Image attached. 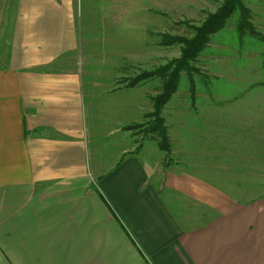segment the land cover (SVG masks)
<instances>
[{"label":"crops","instance_id":"obj_1","mask_svg":"<svg viewBox=\"0 0 264 264\" xmlns=\"http://www.w3.org/2000/svg\"><path fill=\"white\" fill-rule=\"evenodd\" d=\"M77 11L0 0V264H264L260 101L173 112L164 162L124 128L154 87L118 84L101 45L84 69Z\"/></svg>","mask_w":264,"mask_h":264},{"label":"rangeland","instance_id":"obj_2","mask_svg":"<svg viewBox=\"0 0 264 264\" xmlns=\"http://www.w3.org/2000/svg\"><path fill=\"white\" fill-rule=\"evenodd\" d=\"M75 1L78 2L76 28L84 48L83 54L86 55L82 57V67L87 69L96 65V57L88 54L101 45L104 51H97L95 55L99 57L113 55L105 62L119 70L121 74L117 77V83L125 86L142 71L152 70L178 56L179 44H160V35L168 33L191 36L193 27L223 0ZM242 4L248 10L247 21L252 31L244 28L240 32L237 27L238 12H232L222 28L210 35L206 46L191 62L195 67V71L192 72L194 91L192 107L189 105V82L186 74L181 72L175 94L165 105L163 123L167 120L168 123H165L172 127L173 112L188 113L191 108L196 112V106L199 107L198 112H203L199 105L194 104H202L206 100V95H210L217 104L232 105L238 103L239 99L254 100L256 103L260 101L261 112L264 113V0H242ZM109 31L112 36L107 40L85 41L89 34H108ZM108 48L112 52L109 53ZM86 78L89 77L84 75L85 85L88 80ZM139 82H145L144 86L147 89L153 86L154 90L157 89L158 92L160 90L161 79L156 76L137 83ZM153 89L151 92L154 96L158 92ZM84 92L85 99L88 100L89 92L86 87ZM151 110L152 106L148 112ZM148 112L143 114L141 126L133 129H140L138 139L142 141L149 136L158 140L155 133L142 131L151 121L150 117H145ZM93 141V134L90 132L88 148L92 149ZM170 159L169 154H165L164 162Z\"/></svg>","mask_w":264,"mask_h":264},{"label":"trees","instance_id":"obj_3","mask_svg":"<svg viewBox=\"0 0 264 264\" xmlns=\"http://www.w3.org/2000/svg\"><path fill=\"white\" fill-rule=\"evenodd\" d=\"M234 11L238 12L239 20L237 27L240 32H242L244 28L252 31L251 25L247 21L248 10L243 6L242 0H223L212 12H208L197 26L193 27V34L191 36L185 37L168 33L160 35V44H179L178 56L165 61V63L158 65L152 70L142 71L132 79V81L125 85L126 87L133 86L138 81L152 76L161 79L159 92L151 97L152 110L145 114V117H150L151 121L146 125V129L143 128L142 131L155 133L158 139L157 146L159 149L163 150L165 154L169 152V144L166 126L163 123V117L161 115L162 107L172 93L175 92L181 72H184L187 76L189 82V96L192 99L194 94L192 72L195 71V67L192 66L191 62L196 59L199 52L206 46L210 35L221 29L226 19ZM140 124L141 123L127 125L124 128L131 129L140 127Z\"/></svg>","mask_w":264,"mask_h":264}]
</instances>
